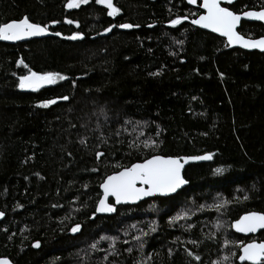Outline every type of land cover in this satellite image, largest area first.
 Returning <instances> with one entry per match:
<instances>
[{
	"label": "trees",
	"instance_id": "1",
	"mask_svg": "<svg viewBox=\"0 0 264 264\" xmlns=\"http://www.w3.org/2000/svg\"><path fill=\"white\" fill-rule=\"evenodd\" d=\"M66 4L0 0V23L27 17L55 34L0 41V257L248 264L238 262L239 245L264 240V230L245 237L231 222L264 213V52L231 48L193 26L201 12L185 0H113V16L96 0ZM262 7L229 5L235 13ZM178 17L187 19L172 25ZM238 31L256 38L264 25L243 21ZM30 70L66 79L23 90L19 77ZM209 153V162L184 169L188 185L175 195L93 215L109 174L153 155Z\"/></svg>",
	"mask_w": 264,
	"mask_h": 264
},
{
	"label": "snow or ice",
	"instance_id": "2",
	"mask_svg": "<svg viewBox=\"0 0 264 264\" xmlns=\"http://www.w3.org/2000/svg\"><path fill=\"white\" fill-rule=\"evenodd\" d=\"M88 0H67L66 7L71 9L79 7L82 3H87ZM97 3L105 4L110 11L109 16L117 14L120 9L114 7L113 0H96ZM190 3H195L196 0H189ZM229 3L232 0H228ZM203 8H205L206 14L199 15L198 19H194L191 22L195 25H201L205 28H211L215 32H220L228 38L229 43H240L245 48H260L264 50V37L258 40L245 39V37L236 31L237 25L242 18H254L260 21H264V7L260 11H244L237 14L230 10L228 7H221V0H203ZM181 19H187V17H178L170 21L172 25L181 23ZM55 23V21H53ZM71 23V21H69ZM121 28H131L130 24H121ZM46 31V26L40 24L30 23L27 17L20 20H12L7 23H0V39L3 40H17L22 37L34 36ZM109 31V29H105ZM56 35H60L57 33ZM80 33H75L71 37L75 39ZM22 63V62H21ZM66 77L59 73L46 72L37 73L29 71L28 75L19 77L18 87L21 89H38L43 85L54 84L58 80H64ZM59 99L67 100L68 97H60ZM56 100L44 101V106L54 104ZM154 143V142H153ZM145 147L149 146L148 142H145ZM103 153H97V156H102ZM212 154H206L203 156L193 157H163L154 155L150 159L144 160L143 163L132 164L130 168H124L122 171L116 172L113 175L108 176L101 184V188L104 190V197L99 200L96 212H112L114 207L106 202L109 195L114 196L116 202L127 200H138L143 196H149L154 193L168 194L175 192L187 181L181 175V169L184 164L181 160L187 162L188 160H210ZM222 169H216V172H221ZM137 182L147 187H137ZM224 203H227L226 201ZM223 205H216L217 210ZM4 215L0 213V216ZM95 215V213H93ZM238 231L241 232H254L256 229L264 228V214L260 213H248L236 221L233 225ZM81 225L75 224L72 226L71 231L76 233L80 230ZM225 243H228L227 241ZM34 246L38 247L39 242H36ZM95 247V245H93ZM241 252L239 259L241 261H249L251 264H264V243H248L239 245ZM131 251V249H129ZM192 255V253H189ZM199 260L200 257H195ZM227 260V257H224ZM0 264H11L7 258H0ZM215 264V262H214Z\"/></svg>",
	"mask_w": 264,
	"mask_h": 264
},
{
	"label": "water",
	"instance_id": "3",
	"mask_svg": "<svg viewBox=\"0 0 264 264\" xmlns=\"http://www.w3.org/2000/svg\"><path fill=\"white\" fill-rule=\"evenodd\" d=\"M149 1H155V0H149ZM197 1V0H196ZM235 1H237V0H232V2L231 3H229L228 2V0H221V7H228L227 5H231V4H233ZM186 2L189 4V5H196V2L195 3H190L189 2V0H186ZM202 5H203V0H201V5H200V7H201V10L203 11L200 15H203V14H206V9L205 8H203L202 7ZM231 10V9H230ZM261 9H259V10H247V11H260ZM244 12V11H243ZM242 13V12H241ZM237 14H240V13H237ZM199 17V16H198ZM198 17L196 18V19H198ZM24 18V17H23ZM192 20H194V19H192ZM191 20V21H192ZM190 21V23L193 25V26H195V27H197V28H199V29H201V30H204V31H207V32H210V33H212V34H215V35H217V36H219V37H221V38H224L225 39V41L227 42V44H228V46L229 47H231V48H239V49H242V50H245V51H258V52H264V50H262V49H260V48H245V47H243L242 46V44H240V43H229V41H228V38L226 37V36H224L223 34H221L220 32H215V31H213L211 28H205V27H203V26H201V25H195V24H193L192 22ZM243 21H245V22H261V23H263L264 24V21H260V20H258V19H254V18H242L241 19V21H240V23L237 25V28H236V31L237 32H239L238 30H239V27H240V25H241V22H243ZM30 22V21H29ZM30 23H32V22H30ZM55 34H53V33H51V32H49L48 30H46L44 33H41V34H38V35H34V36H27V37H22V38H20V39H17V40H3V39H0V41L1 42H4V43H16V42H21V41H29V40H32V39H38V38H43V37H46V36H54ZM245 37V39H250V40H258V39H260L261 37H264V36H261V37H257V38H250V37H246V36H244ZM28 75V74H27ZM51 84H48V85H43L42 87H40V88H46V87H49ZM23 90H28V89H23ZM203 155H206V154H201V155H197V156H203ZM154 156V155H153ZM158 156H162V155H158ZM152 157V156H151ZM151 157H149V158H147V159H150ZM163 157H174V156H163ZM176 157H180V158H184V157H193V156H176ZM146 160V159H145ZM211 160V159H210ZM210 160H188L187 162H184L183 160H181V163H183L184 164V166H183V168L181 169V175L183 176V171H184V169L188 166V165H190V164H195V163H203V162H209ZM144 162V160L143 161H140V162H135V163H143ZM135 163H133V164H135ZM132 166V164L130 165V166H128V167H126V168H130ZM124 168H122L121 170H119V171H122ZM119 171H117V172H119ZM114 173H116V172H114ZM114 173H112V174H110V175H113ZM110 175H108V176H110ZM108 176H106L105 178H104V180L108 177ZM184 178V177H183ZM185 179V178H184ZM104 180L101 182V184L104 182ZM186 180V179H185ZM187 181V180H186ZM101 184H100V198H99V200L101 199V198H103L104 197V190H103V188H101ZM188 185V181H187V183L186 184H184V185H182L180 188H178L175 192H172V193H168V194H166V195H164V194H160V193H154V194H152V195H149V196H143V197H141L140 199H138V200H127V201H121V202H119V203H117L116 202V199H115V197L114 196H111V195H109L108 197H107V200H106V202L108 203V204H111V205H113V207H114V211H112V212H99V213H97L96 212V208H95V214H97V215H101V216H104V215H106V216H109V215H114L115 213H116V209H117V207H119V206H126V205H136V204H138V203H140V202H142V201H145V200H148V199H152V198H156V197H169V196H173L176 192H178V191H180L181 189H183L184 187H186ZM137 187H147V185H142V184H140L139 182H137V185H136ZM99 200H98V202H97V204H96V207L98 206V203H99ZM110 200H111V202H110ZM0 213H2V212H0ZM248 213H260V214H264V213H262V212H258V211H250V212H246V213H243V214H241L237 219H235V220H233L232 222H231V228H232V230H233V232H235L236 234H239V235H241V236H245V237H248V236H256V235H258L261 231H263L264 230V228H257L256 229V231H254V232H241V231H238L233 225L235 224V222L236 221H238V220H240V218L242 217V216H244V215H246V214H248ZM4 214V213H3ZM4 218V215H2V216H0V221L2 220ZM252 242H255V243H264V240H259V241H257V240H255V241H247V242H245L244 244H248V243H252ZM240 252H241V249H239V255H240ZM0 258H4V257H0ZM8 259V258H7ZM11 262V264H13L12 263V261H10ZM238 262L239 263H248V264H251V262H249V261H241L240 259H239V256H238Z\"/></svg>",
	"mask_w": 264,
	"mask_h": 264
},
{
	"label": "bare ground",
	"instance_id": "4",
	"mask_svg": "<svg viewBox=\"0 0 264 264\" xmlns=\"http://www.w3.org/2000/svg\"><path fill=\"white\" fill-rule=\"evenodd\" d=\"M186 1V0H185ZM187 3V2H186ZM188 4V3H187ZM189 5V4H188ZM196 5H197V1H196ZM200 5H201V3H200ZM189 6H193V7H196L195 5H189ZM200 9H201V7H200ZM250 10H259V9H250ZM245 11H247V10H245ZM203 11L201 10V13H202ZM241 13V12H240ZM200 15V14H199ZM198 15V16H199ZM197 16V17H198ZM197 17H195V18H193V19H196ZM258 23H261V22H258ZM191 24V23H190ZM263 24V23H262ZM264 25V24H263ZM241 34V33H240ZM244 36V35H243ZM259 37H261V36H259ZM257 38V37H256ZM21 42H25V41H21ZM226 44H227V42H226ZM228 45V44H227ZM52 85V84H51ZM50 85V86H51ZM49 88V87H48ZM38 89H40V88H38ZM29 90V89H28ZM201 155V154H200ZM184 156H193V155H184ZM197 156V155H196ZM174 157H176V156H174ZM121 170V169H120ZM119 171V170H118ZM184 172V171H183ZM112 174V173H111ZM110 175V174H109ZM184 177V176H183ZM177 193V192H176ZM175 193V194H176ZM174 194V195H175ZM100 198V197H99ZM157 198V197H156ZM153 199V198H152ZM149 200V199H148ZM98 202V201H97ZM110 202H111V200H110ZM232 229V228H231ZM233 231V230H232ZM5 258V257H4Z\"/></svg>",
	"mask_w": 264,
	"mask_h": 264
},
{
	"label": "flooded vegetation",
	"instance_id": "5",
	"mask_svg": "<svg viewBox=\"0 0 264 264\" xmlns=\"http://www.w3.org/2000/svg\"><path fill=\"white\" fill-rule=\"evenodd\" d=\"M200 3H201V0H197V5H195L196 7H199V9H200ZM228 6V8H229V5H227ZM230 9V8H229ZM200 12H201V9H200ZM201 14V13H200Z\"/></svg>",
	"mask_w": 264,
	"mask_h": 264
},
{
	"label": "rangeland",
	"instance_id": "6",
	"mask_svg": "<svg viewBox=\"0 0 264 264\" xmlns=\"http://www.w3.org/2000/svg\"><path fill=\"white\" fill-rule=\"evenodd\" d=\"M83 4V3H82ZM101 5H104V6H106L105 4H101ZM107 7V6H106ZM115 7V6H114ZM107 9H108V7H107ZM108 11H110V9H108Z\"/></svg>",
	"mask_w": 264,
	"mask_h": 264
}]
</instances>
